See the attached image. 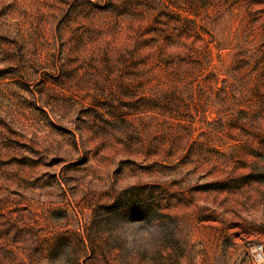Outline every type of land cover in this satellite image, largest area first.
<instances>
[{
  "label": "rangeland",
  "instance_id": "374dc122",
  "mask_svg": "<svg viewBox=\"0 0 264 264\" xmlns=\"http://www.w3.org/2000/svg\"><path fill=\"white\" fill-rule=\"evenodd\" d=\"M149 226L152 264L264 242V0H0V264Z\"/></svg>",
  "mask_w": 264,
  "mask_h": 264
},
{
  "label": "clouds",
  "instance_id": "9594fccd",
  "mask_svg": "<svg viewBox=\"0 0 264 264\" xmlns=\"http://www.w3.org/2000/svg\"><path fill=\"white\" fill-rule=\"evenodd\" d=\"M136 225L143 223V221L132 222ZM164 229L158 226H149L145 230L139 232H128L124 239L126 241L125 247L133 252H146L149 255L145 258L144 264H152V242L156 239L163 237ZM68 251L66 247L59 256L55 259L48 261L45 260L44 264H66V258L64 253ZM246 252L249 258L250 264H264V242L253 243L246 248Z\"/></svg>",
  "mask_w": 264,
  "mask_h": 264
}]
</instances>
